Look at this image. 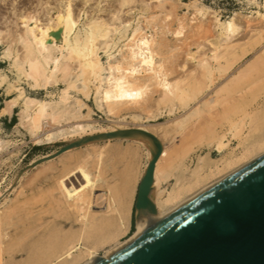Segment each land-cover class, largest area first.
Wrapping results in <instances>:
<instances>
[{"label":"bare ground","instance_id":"1","mask_svg":"<svg viewBox=\"0 0 264 264\" xmlns=\"http://www.w3.org/2000/svg\"><path fill=\"white\" fill-rule=\"evenodd\" d=\"M157 1H159V4L162 6V8L168 5L169 3L167 2V0H157ZM157 1L155 2L158 4ZM182 1L183 0H177L178 3ZM130 2H132V0H122L120 3L121 8H124V6H126ZM129 6H127V8ZM148 6L149 5L147 4L146 7ZM171 6L172 8L176 10L177 7L175 8L174 4ZM183 6L187 7V9L189 8L194 9V13L191 19L192 22L190 20L191 24H196L194 22L195 20L197 22L198 17H200L202 20H208L210 18L209 16L213 15V18H211L212 24H213L212 26L214 30L218 32L217 34L218 37L216 36L215 37L216 39L214 40V42L211 41L209 43L211 46V49H210L211 56H207L205 58L203 57V59H201L202 58L201 57L200 58L201 60L197 64V66H199V68L203 71L201 74H204L205 78L209 79V81L212 82L213 75L216 76V74H214L215 71L220 72L223 70L224 72V68L225 69L227 68L223 65V62H225L228 65L230 61L232 60V59L229 60L230 55L232 54L231 50L234 47V46L231 47V43L234 40V38L239 34V31L242 26L239 25L236 14H233L231 17H229L228 20L223 21L219 17V14L216 11L211 10L210 8L204 6L201 1L192 0L189 5L184 4ZM73 8L71 5V0H68L63 11L60 12L59 15H56V18L52 19L51 17L52 19L51 22L47 24H42L38 16L36 18L34 14H33L34 16L30 14H24V15H20L21 17H18L20 21V25H22L23 30L18 35L17 41H18V44L21 45L20 47H22L21 51H23V53L22 52H21L22 54L20 53L22 57L16 58V60L14 61V68L16 69L18 80L15 81L16 83L13 82V84H11L12 82L8 83L9 88L11 90L13 89L17 93V96L14 99L6 102L5 107H3L0 110V117H4V116L11 117L13 115L14 110L18 107L19 103L22 102V108L19 114V127L26 130V132L31 136L32 142L34 141V143L40 146H52V145L56 146V144H65V143L68 145V144H73L76 142L84 141L87 138H92V137L94 138L95 136L110 134L108 132H105L102 134L95 135L98 131L104 130L105 128H102V126L97 127L93 125V123L92 124L85 123L86 119H91L94 114L93 110L87 104V102L90 101V98L92 96H94V103L97 109L107 114V117H108V116H116V115L118 116L121 113V111H123L124 108H126L127 112L131 111V108H134V107L135 109L136 107H139L142 110L143 108L141 107L147 104L150 101L149 99L155 94L159 95L158 101H155L156 103L158 102L157 103L158 105L160 104H169V105L174 104L175 105V102L179 101L180 103H182V106H180V108L185 107V106L187 107L189 101H192L193 98L196 99L195 97L196 92H199L200 88H205L201 85L203 83H200L201 85L200 87H199V84L196 83L197 85L196 88L197 89L199 88L198 90H196L194 83H193L194 86L193 85L192 86L195 89L189 88L191 85L190 86L188 85V87L186 88V86H184L183 84V81L187 80V78L185 77L183 78V76L182 78L185 80L181 78L182 81H179L180 79L173 80L170 78V75L168 73V71L170 70H167L168 67L166 69V66H165V62L170 61V60H167V57L169 55H165L167 56L165 62L161 58V52L163 48H166L165 46L166 43L164 44L163 41L160 42V40L159 41L157 40L159 38L158 37V34L160 32L159 30H158L159 32H155V34L149 35L148 33H145L143 29L139 26L133 29L131 36H128L129 30L132 28V23L130 20L129 21L127 20L128 22L122 21L124 23L120 22L121 26L118 27V26H112L110 23L106 22L107 21L106 19H105L106 21L102 19L103 17L102 18L94 17V19H92L91 21L86 22L87 24H84L83 28H79L81 15L76 16L75 13L73 12ZM142 8H141V12L144 11V10L142 11ZM118 12L120 13V11ZM98 14L99 13H97V15ZM257 14H256L257 17L264 19V15H263L264 13L261 14L260 12H257ZM187 15H189V12L185 13L183 18L178 17L176 19V21L178 22V28L173 32V36L178 40L185 36V32L187 28L189 27L190 22L189 23L186 22ZM175 17H177V14L175 15ZM114 20L112 21L114 22ZM117 20H120V17L119 19L117 18ZM166 20L171 21L172 14L167 15ZM17 22L18 21H16V23ZM117 22L119 23V21ZM167 25L168 24H166V27H168ZM261 26L263 25L261 24ZM248 27H250V25ZM202 28L203 27L201 25L198 27V30H201ZM162 31H161V34L163 33ZM118 35L120 36V38H118L117 40ZM123 40L124 42L126 41V44H124L118 51V54L115 55L113 53V50L116 47L118 49V44L120 42L122 43ZM58 43H61V45H58ZM239 47H242V46H239ZM199 48L204 50L205 46L202 47L201 45L199 46ZM11 49L12 48H8L5 51L4 53L5 57L10 58L12 56ZM167 52L169 53V51ZM176 52H177V49H176ZM102 54H104L107 57V61L105 63L102 61ZM235 55L236 53L232 55V58ZM187 57L190 60H195V59L198 60L196 58V54L191 53V52L187 53ZM260 58L261 57L259 56L258 59ZM211 62H214L215 64H217V68H213ZM167 63L169 64V62ZM257 64L255 66H257ZM185 65H183V67L182 66L180 67L182 68L181 70L186 68ZM255 66H254V70L257 68V67L255 68ZM252 70L253 68L251 69L249 68V70L247 71L245 70L246 72L244 71L245 73L243 72V74L241 73V75L239 73L237 74L238 76L236 75V77L235 76L232 77V78H236V82L234 81L235 85L241 86L240 82L241 83L245 82L247 78L246 76L249 74H253L251 73ZM195 71H198V70H195ZM0 78H1L0 86H2L5 82H8L7 76H1ZM249 78H247L246 81H249L248 80ZM198 80L199 79H197L196 81ZM22 82H27L33 91H37L40 89L46 90L49 86L55 83L57 84L58 82H61V83L63 82L65 84V87L63 90H61L60 95H58L59 99L57 101L50 100L51 101L50 102V101H47V99L41 100L38 98L28 96L26 94L25 89L20 86ZM228 83H230L229 80H228ZM230 85L232 86V83ZM235 85L231 87V86H228L227 84V87L231 88L232 90V88L236 89L234 88ZM223 88L225 89V87ZM223 88H222V93H223ZM238 89H240V87H238ZM209 94L211 93H208V95ZM216 94L220 96L221 93L218 94L217 92ZM216 94L215 96L218 99V96ZM211 99H214V98L211 97ZM207 101H208L207 103H209V100ZM205 103L206 102L204 101L203 104ZM213 103L211 104L214 105ZM192 105H193V102H192ZM198 105L196 104V106ZM199 109H202V108L197 107L190 113L187 112L186 115H184L180 119L174 120L172 122V125L170 124L168 125V123L161 124L156 129H154L155 127H153L152 130H149L148 126L146 125L145 126L141 125L139 129H128L125 126L122 127L119 124H117L116 126H118L119 128L113 129L114 131L111 132V133H117L120 131H128V130H144L154 135L158 139V141L160 142L162 146V154L156 165V170L154 174V184H153V188L150 194V200L155 205L156 213L152 214L148 211H137L136 210L137 212L136 213V223H135L136 230H137L136 233L133 236L128 237V239L125 242L118 243L117 245H115L116 247H113L112 249L107 251L106 255L103 258L99 257L96 246H99L100 244H102V248H103V245H105V242H107L108 240L110 241L111 239L113 240L120 232H122L125 236L129 234L131 225H130V220L128 217L129 214L127 215L128 210L126 211V199H128L127 198L128 192L125 189H127V187L125 188L123 186L125 189H123L122 187V189L125 190L123 194H121V192H123L122 189L120 190V192H119V189H117L119 192V195H117L111 188H109V185H108L107 190L104 191L101 195L97 196L95 192L97 193V191L99 190L98 189L99 182L101 181L102 176L104 174L103 171H105L106 169V168L104 169L105 162L107 159H109L110 157L109 155H113L112 154L113 152L110 151L111 153L108 154L109 152L107 153L106 149L100 148L90 153L86 158L81 157L82 158L81 161H79L81 159L79 157L80 159L76 160V162L77 161L79 162L77 164L75 163L76 165L74 169L73 170L70 169L68 174L66 173V175L63 178L59 179V182L57 181V186H58L57 188L62 197L60 203L63 206L64 211H66L68 214L74 215L76 217V221L80 223V227L78 231L75 232V234L77 233L78 235L74 236V240L76 239V242L73 241L67 246L63 245L68 242L67 237L69 236L65 235L66 238L63 239L64 241H61V243L62 242L64 243H62L60 247H63V248L65 246L66 247L64 249L58 248L59 250H61L59 253L57 249H54V252L56 254L54 255L53 250H51L52 247L53 246L55 247L56 245L54 243V245L51 247L50 250L52 251L55 257L52 255L53 258H51L52 260H50V258L46 256L47 259L43 258V260L48 261L49 259L50 261L48 263H46L47 261L45 263L44 262H40V263L41 264L42 263L44 264H94L100 259L109 260L110 255L120 252L121 250H123L124 248L132 244L133 242L146 236L153 229H155L158 225H160L162 222H164L174 213L184 208L190 202L202 196L203 194H205L206 192H208L209 190H211L212 188H214L215 186H217L218 184H220L225 179H227L234 173L238 172L242 168L249 166L253 162L264 157V136H262L261 138L250 139L246 141L245 143H243V148L241 152L238 154L232 153L233 152L232 151L230 156H223V153L228 148L229 144H226V140H225L226 134L220 136L218 133H216L218 131L217 130L214 133V135L210 137V142L208 145L209 147L210 146L216 147V151L220 155H222V158L219 160H213V159H209L208 156H202L198 159L197 166L192 172V174L190 175V178H186L184 176H180V177L175 176V179H174L173 172L177 171L178 169L180 170L182 169L184 159L189 154V152L192 151V147L196 143L193 140L192 142H188L185 139H182V140L180 139V144H179L180 149L178 150L177 148H174L175 150L177 149L174 153L172 151L173 148L171 149V146L174 143H176V138L179 132H180V137L183 136V128L185 124L190 118L194 116L196 117V115L199 112ZM183 110L184 109H182V111ZM146 118H147V121H150L152 120L153 116L149 115ZM133 120H142L141 113L140 115L134 114ZM229 123H230L229 130H230V134L232 135V137L234 138L242 137V133L244 129V119L229 121ZM120 139H123V138H115V139L110 138V139L95 140V141H92V142H89L83 145L80 148L96 146V143L100 141L111 142V140H120ZM124 140L133 141V143L138 142L142 144L143 146H145L148 150L147 152L148 162L145 165L146 167L143 171V174L140 175L141 176L140 180H138L139 181L138 188H139L140 182L142 181V178L146 174V171L149 167L150 162L153 160V156L156 152V147L154 145V142L145 136H132L129 139H124ZM7 144L8 143H6L4 140L0 138V151H3L4 148L7 146ZM78 149L79 148L71 149L65 154H63L62 156H60L59 158L52 159V160L50 158L56 152L51 155L42 157L36 162L45 160V159H48V160L36 166L35 170L40 169L42 166L46 168L48 165L50 166L55 161L57 162L58 160H61V158L64 157L65 155L67 154L70 155V153L72 154L73 151L78 150ZM64 159L67 160V158L65 157ZM69 159L71 160L72 158H69ZM74 160L75 159L71 161H74ZM61 163L63 162L61 161ZM91 163L92 164L94 163L95 165V168H96L95 174H93L89 168V165H91ZM70 165L73 166V163L72 164L70 163ZM54 168L55 167H53V169ZM72 177L74 178L77 177L76 182L69 181L70 178L72 179ZM173 180H175L174 184L171 183ZM67 181H69L70 183L68 182L69 183L68 184ZM126 185L128 184H125V186ZM168 186L171 187V189H169ZM48 193L51 194V191H49ZM55 199L57 200V198ZM100 201H102L101 206L104 205V207L100 209L101 212L94 213L97 211L96 210L94 212L92 211L93 206L94 204H99L98 202ZM41 203H42V200L40 204ZM2 214L3 213L0 212V264H5L4 262L5 257L3 256L4 255L3 254L4 244L2 243L3 241L2 238H5V237L2 236L1 231H2L4 224L7 223V221L4 223ZM8 227L9 226H7V228ZM6 229H5V232H6ZM122 233L119 234L117 238L120 235H123ZM72 236L70 235V237ZM57 237H59V235ZM61 237L64 238L63 236ZM56 238H55V242L58 239H60V237L57 238V240ZM62 238L60 240H62ZM91 238L94 242V246L92 245L90 247L89 244L85 241H89ZM68 239L71 240L70 238ZM39 259L37 261L33 260V264H35L36 262L38 263L40 261Z\"/></svg>","mask_w":264,"mask_h":264},{"label":"rangeland","instance_id":"2","mask_svg":"<svg viewBox=\"0 0 264 264\" xmlns=\"http://www.w3.org/2000/svg\"><path fill=\"white\" fill-rule=\"evenodd\" d=\"M67 1L68 0H0V77L1 76L8 77V82H5L2 86H0V110L3 107H5L7 101H10L17 96V93L13 89L11 90L9 88L8 83L12 82L11 84H13V82L16 83L15 81L18 80L17 72L16 69L14 68V61L16 60V58L22 57L21 54L23 53V51H21L22 47H20L21 45L18 44L17 41L18 35L23 30L22 25H20V21L18 17H21L20 15H24V14H30L32 16L35 15L36 18L38 16L42 24H47L51 22L52 19L56 18V15H59V13L63 11V9L67 4ZM121 1L122 0H106V1L105 0H71V5L72 8L74 7L73 12L75 13V15L76 16L81 15L79 28H83V25L87 24L86 22H89L92 19H94V17L95 18L103 17L102 19L104 20L106 19L107 20V21L105 20L106 22L110 23L112 26H118V27L121 26L120 22L122 21L128 22L130 20L132 23V28H131L132 30L131 29L129 30L128 36H131L133 29L139 26L143 29L145 33H148L149 35L155 34V32L160 31L158 34L159 38L157 40L158 41L160 40V42L163 41L164 44L166 43L165 44L166 48L162 49L161 58L165 62L167 57L165 55H169L167 57V60L170 61H166L165 66L166 69L168 67L167 70H170L168 71L170 78L173 80L180 79L179 81H182L184 77L187 78V80L183 79L185 80L183 81V84L184 86H186V88L188 87V85L189 86L191 85L189 88H194L193 87L194 85L196 88L197 87L196 83L199 84V87L202 85L205 88H200L201 91L198 88L199 92H196L195 95L196 99L193 98L192 101H189L187 107L183 105L186 108L185 107L180 108V106H182V103H180L179 101H176L175 105L170 104L171 106L169 104L158 105L157 104L158 102L156 103L155 101H158L159 95L155 94L149 99L151 102L149 101L147 104L141 107L144 110L143 109L141 110L139 107H136L135 109L134 107L131 108V111L127 112L126 108H124L123 111H121V113L118 116L116 115V116H108V117L107 114L97 109L94 103V96H92L90 98V101L87 102V104L93 110L94 114L91 119H86L85 123L88 124L93 123V125L97 127L102 126V128H105L104 130L98 131L95 135L102 134L105 132L111 133L114 131L113 129L119 128L118 126H116L117 124H119L122 127L125 126L128 129H139L141 125L144 126L146 125L148 126L149 130H152L153 127H155L154 129H156L161 124L168 123V125L169 124L172 125V122L174 120L180 119L181 117L186 115L187 112L190 113L197 107L202 108L203 111L202 109H199V112L196 115V117L194 116L187 121V123L183 128V136H181L182 138L180 137V132H179L176 138V143H174L171 146V149L173 148L172 151L174 153L177 149L178 150L180 149L179 148L180 139L181 140L185 139L188 142H192L193 140L196 143L193 145L192 151H190L189 154L184 159L182 169L181 170L178 169L177 171L173 172L174 179L175 176L176 177L184 176L186 178H190V175L197 166L198 159L202 156H208L209 159H213V160H219L222 158V155H220L216 151V147L213 146L209 147L208 145L210 142V137L213 136L217 130L218 131L216 133H218L220 136L226 134V139H225L226 144H229L228 148L223 153V156H230L232 151H233L232 153L238 154L241 152L243 148V143H245L250 139L261 138L262 136H264V65H263L264 63H262L264 62L263 61L264 60V52H263L264 51V32H263L264 19L257 17L258 15L257 12H260L261 14L264 13V0H256V1L255 0H198L201 1L204 6L210 8L211 10L216 11L219 14V17L223 21L228 20L229 17H231L233 14H236L238 18L237 19L238 23L240 26H242L239 31V34L237 35L238 37L236 36L233 40L234 42L232 41L231 43V47L232 46L234 47L231 50L232 54L230 55L229 60L231 59L232 60L228 65L225 62H223V65L227 68L229 66V68L228 69L224 68V72L223 70L220 72L218 71L219 74L218 72L215 71L214 74H216V76L213 75L212 82L209 81V79L205 78L204 74H201L203 71L199 68V66H197V64L201 59H203V57L205 58L207 56H211V50H210L211 46L209 43L211 41L214 42V40L216 39L215 37L216 36L218 37L217 35L218 32L214 30L212 26L213 24L211 18H213V15H210L209 16L210 18L208 20H202L200 17H198L197 22L196 20L194 22L196 24H191L192 22L191 19L194 13V9L193 8L187 9V7L183 5L184 4L189 5L192 0H183L182 2H180L182 5L178 3L177 0H171V1L167 0V2L169 3L168 5L163 7L164 10L162 6L159 4V1L157 0H136V1L132 0V2L124 6L125 9L121 8L120 5ZM155 1H157L159 5ZM172 3L175 5V8L177 7L176 10L172 8L171 6L173 5ZM147 4L149 5L148 7H146ZM127 6H129L130 8L129 7L127 8ZM141 8L142 11L144 10L143 12H141ZM118 11H120V13ZM187 12H189V15L186 16L187 17L186 22L189 23L191 20V22L189 23L190 28L188 27L185 32V36L178 40L173 36V32L178 28V22L176 21V19L178 17L183 18L184 14ZM97 13L99 14L97 15ZM117 13L119 16L117 15ZM125 13H127L128 15ZM174 13L175 15L177 14V17H175ZM166 14L167 15L172 14L171 21L166 20V16H167ZM119 17L120 20H117V18L119 19ZM112 20H114V22L116 23H114ZM16 21L18 22L16 23ZM44 21L47 22L45 23ZM117 21H119L120 25ZM162 21L164 22V24ZM166 24H168L167 26L169 27V29L168 27H166ZM200 24L202 25L203 28L201 30H198V27L201 26ZM261 24L263 26H261ZM249 25L250 27H248ZM254 27L257 29H255ZM161 31L163 32L162 34ZM118 38H120L119 35L117 36V40ZM124 44H126V41L124 42L123 40L122 43L120 42L118 44V49L116 47L113 50V53L117 55L118 51ZM168 44L170 47L168 46ZM58 45H61V43H58ZM201 45L202 47L205 46L204 50L199 48V46ZM8 48H12L11 49L12 56L10 58L5 57L4 55L5 51ZM173 50L175 51V53ZM167 51H169V53ZM188 52L196 54V58L198 60L196 59L190 60L187 57ZM235 53H236L235 55L236 58L235 56H233L232 58V55ZM259 56L263 59L261 58L258 59ZM102 61L104 63L107 61V57L104 54H102ZM167 62H169L170 65ZM211 64L213 68H217V64H215L214 62H211ZM230 64L232 67L230 66ZM256 64L257 66H255ZM183 65H185L186 68L181 70L182 68L180 67L181 66L183 67ZM253 65L255 66V68L257 67L258 69L256 68L254 70ZM249 68L250 69L253 68V70L251 71V73L253 74H249L246 76L247 78L250 77L248 79L249 81H246L247 78L245 77L246 78L245 82L243 81H242L243 83L240 82L241 86L235 85L236 78H232V77L234 76L236 77V75L239 73L240 75L241 73L243 74V72L245 70L246 71L249 70ZM197 79L199 80L196 81ZM224 79L227 81H225ZM228 80L230 83H228ZM200 83L203 84L200 85ZM231 83L232 86L235 85L234 88L236 89L232 88L231 90V88L227 87V84L228 86H231L230 85ZM20 86L25 89L26 94L28 96L38 98L41 100L47 99V101L50 100L57 101L59 99L58 95H60L61 90L64 89L65 84L63 82L62 83L58 82L57 84L55 83L49 86L46 90L40 89L37 91H33L27 82H22ZM223 87H225V89ZM238 87H240V89H238ZM222 88H223V93H222ZM198 89L196 88V90ZM215 89L217 90L218 94L221 93L220 96L216 94L217 92ZM208 93L211 94L208 95ZM215 94L218 96V99L215 96ZM211 97H213L215 100L211 99ZM199 99L201 100V102ZM203 100L206 102L205 104H203L204 103ZM207 100H209V103H207L208 102ZM216 101L219 103H217ZM211 103H213L214 105H212ZM196 104L199 105L196 106ZM21 108H22V102L19 103L18 107L14 110L13 115L11 117L8 116L0 117V138L4 140L6 143H8L7 146L4 148V150L0 151V212L3 213L2 217L4 219V223L7 221V223L4 224L1 231L2 236L5 237L2 238L3 240L2 243L4 244L3 256L5 257L3 258L5 260L4 261L5 264H30V263L33 264V260L37 261L39 258L40 261L38 263L34 262L35 264H41L40 262L45 263L47 260H43V258L45 259L47 256L50 258V260H52L51 258H53V256L56 255L54 249H57L59 253L61 251L59 249H64L68 244L72 243L73 241L76 242V239L74 240V236L78 235L77 233L75 234V232L78 231L80 227V223L76 221V217L74 215L68 214L66 211H64V208L60 203L62 197L57 188L58 187L57 181L59 182V179L63 178L66 175V173L68 174L70 169L73 170L75 165L79 161H81L82 158H86L90 153L100 148L106 149L107 151L106 150L105 151L107 153L109 152L108 154H110L111 153L110 151H112L113 155H109L110 156L109 159H107L108 156L106 158L108 160V161L106 160L105 162L104 169L105 168L106 169L105 171H103L104 174L102 176L101 181L99 182V186H98L99 190L97 191V193L95 192V194L97 196L101 195L104 191L107 190L109 185V188H111L117 195H119V192L122 189V187L123 186L125 188L127 187V189H125L124 187L123 189L127 190L128 192V197H127L128 199H126V211L128 210L127 215L129 214L128 217L131 225L129 234L127 236H125L122 232H120L119 234L122 233L123 235H120L117 238V236L119 235L118 234L113 240L112 239L110 241L108 240L107 242H105V245H103V248H102V244H100L101 246L100 245L96 246L99 257L103 258L106 255L107 251H109L113 247H116L115 245H117L118 243L125 242L128 239V237L133 236L137 231L135 226L136 213H137L135 209V204H136L137 192H138L137 189L139 183L138 180H140L141 178L140 175L143 174V171L146 167L145 165L148 162L147 148L138 142L133 143V141H128L124 139L111 140V142L100 141L96 143V146L79 148L78 150L73 151L72 154L70 153V155L69 154L65 155L64 157L67 158V160L64 159V157H62L61 160H58L57 162L55 161L50 166L48 165L46 168L42 166L43 168L41 167L40 169L35 170L36 168H32L31 166L37 160L59 151L67 144L66 143L56 144V146L55 145L40 146L34 143V141L32 142V138L26 132V130L19 127V114L21 112ZM182 109L184 110L182 111ZM138 110L141 113L142 120H133L134 114L140 115ZM149 115L153 116V118L152 120L147 121L146 117ZM238 119L239 120L244 119V129H243L242 137L234 138L230 134L229 121L238 120ZM125 139H129V138H125ZM174 148L177 149L175 150ZM79 157L82 158L80 159ZM69 158H72L71 160L73 159L75 160L71 161ZM77 159L80 160L76 162ZM61 161L63 163H61ZM68 162H70L71 164L73 163V166H71L70 163ZM66 165L67 166L70 165V166L67 167ZM53 167L55 168L57 167V168L53 169ZM89 168L93 174L96 173L95 170L96 168L94 163L93 164L91 163V165H89ZM76 180L77 177L75 178L72 177V179L70 178L69 181L76 182ZM69 181H67V183ZM171 183L174 184L175 180H173ZM125 184L128 185L125 186ZM168 188L171 189V187L169 186ZM117 189H119V192ZM123 189H122L123 192H121V194H123L125 191ZM49 191H51V194L48 193ZM55 198H57L58 201ZM41 200L42 203L40 204ZM98 203L99 204H94L93 206L92 211L93 212L95 210L97 211L94 213L101 212L100 209L104 207V205L101 206L102 201ZM6 225L9 227L7 228ZM5 226L7 229L5 228ZM4 228L6 229V232ZM58 235L60 239L62 238L61 236H63L64 238H62V240L60 239L57 240V238H59L57 237ZM65 235L66 236L68 235L69 237H67L68 242L66 244H63L66 245L63 248L60 247V245L64 243V242L61 243V241H64L63 239L66 238ZM70 235L71 236L73 235L72 236L73 239L72 237H70ZM55 238L57 240L56 242H55ZM68 238H70L71 240H69ZM91 240L92 238L89 241H85L89 244L90 247L92 245L94 246V242L93 240L92 241ZM54 243L56 244L55 245L56 248L53 246ZM57 243L59 244V246ZM50 249L53 250L54 255ZM50 260L48 259L46 263H48Z\"/></svg>","mask_w":264,"mask_h":264},{"label":"water","instance_id":"3","mask_svg":"<svg viewBox=\"0 0 264 264\" xmlns=\"http://www.w3.org/2000/svg\"><path fill=\"white\" fill-rule=\"evenodd\" d=\"M132 136H145L156 147L135 204L137 211L155 214L150 194L162 146L154 135L144 130L99 135L68 144L50 159L95 140ZM94 264H264V157L190 202L146 236L110 255L109 260Z\"/></svg>","mask_w":264,"mask_h":264}]
</instances>
